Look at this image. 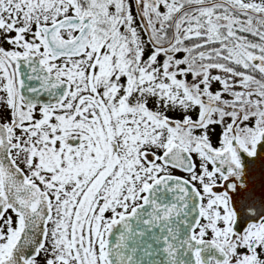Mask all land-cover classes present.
Listing matches in <instances>:
<instances>
[{"label":"snow or ice","instance_id":"1","mask_svg":"<svg viewBox=\"0 0 264 264\" xmlns=\"http://www.w3.org/2000/svg\"><path fill=\"white\" fill-rule=\"evenodd\" d=\"M0 264H264V0H0Z\"/></svg>","mask_w":264,"mask_h":264}]
</instances>
